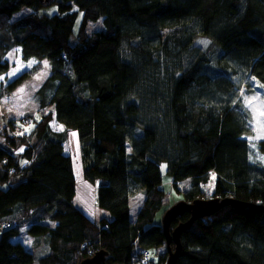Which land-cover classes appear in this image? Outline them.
I'll return each instance as SVG.
<instances>
[{
    "label": "trees",
    "instance_id": "1",
    "mask_svg": "<svg viewBox=\"0 0 264 264\" xmlns=\"http://www.w3.org/2000/svg\"><path fill=\"white\" fill-rule=\"evenodd\" d=\"M22 7L29 11L14 17ZM99 19L102 27L87 32ZM44 59L49 73L34 97L51 110L26 133L12 119L0 129V220L17 221L0 235V264L36 259L11 239L22 214H31L26 231L47 245L38 264H80L98 249L107 263L133 264L136 243L165 245L154 223L168 196L162 162L187 201L228 196L264 205V168L243 137L252 116L240 95L250 77L264 86V0H0V100ZM53 116L63 130L52 128ZM69 129L110 219L93 221L73 203ZM257 145L264 151V140ZM130 194L143 198L135 219ZM180 243L175 264H264V210L225 205L184 228Z\"/></svg>",
    "mask_w": 264,
    "mask_h": 264
},
{
    "label": "rangeland",
    "instance_id": "2",
    "mask_svg": "<svg viewBox=\"0 0 264 264\" xmlns=\"http://www.w3.org/2000/svg\"><path fill=\"white\" fill-rule=\"evenodd\" d=\"M53 10H48L51 12ZM29 11V8L22 7L18 12L14 14V17H19ZM81 14L78 15L73 32L75 33L79 27ZM102 27L101 20L88 23L87 32L94 31ZM74 33L71 36L70 40L74 41ZM205 41L199 40V45L203 46ZM14 50H11L7 53V59L13 61ZM49 73V62L44 59L42 66L35 73L27 76L21 83H19L7 96H4L0 100V129L6 126L9 120H14L16 126L18 127V132L26 133L33 121L41 115L43 111L51 110V107L39 108V104L36 102L34 93L46 76ZM240 95L245 106L250 110L252 119L250 121V132L243 134V137L247 139L251 149V160L255 163H258L260 167L264 168V151L259 148L257 142L259 140H264V86L259 84L253 77H250L246 87L242 86L240 88ZM29 121V124L26 122ZM52 128L56 129L59 127V124L54 119V116L51 120ZM18 150L22 151L23 146H16ZM65 150L69 151L72 158L73 172L76 180L75 184V193L73 197L74 205L85 212L90 219L93 221L99 222L100 219L111 217L110 212L100 207L96 201V192L97 185L83 176V159L81 156L79 138L77 130L69 129L67 140L65 142ZM166 163H160V173L162 175L161 187L165 189L167 193V198H165V204L160 213L165 210L169 205L176 202L179 199H184L183 194L176 193L171 186L170 177L166 174ZM167 176V177H166ZM180 187H183L185 183H180ZM5 184L3 185V187ZM137 197H140V194L132 195L130 194V205L129 207L133 210L135 206V201ZM31 214L29 217L22 214L23 219L20 230L17 234V238L21 239L24 243V247L30 245L33 249V253L36 256L33 264L37 263V257L40 252V246L37 241L40 238H34L32 235L26 232V223L31 220ZM107 217H103V216ZM132 215V214H131ZM159 216V215H158ZM162 216V215H161ZM161 223V221H160ZM15 239V240H18ZM166 250V246L162 245L160 248L156 249V255L152 256V263L158 261V257L161 253ZM167 254V252H166ZM167 257V255H166ZM151 263V262H150ZM158 263V262H157Z\"/></svg>",
    "mask_w": 264,
    "mask_h": 264
},
{
    "label": "water",
    "instance_id": "3",
    "mask_svg": "<svg viewBox=\"0 0 264 264\" xmlns=\"http://www.w3.org/2000/svg\"><path fill=\"white\" fill-rule=\"evenodd\" d=\"M43 4H47L52 0H39ZM234 204L237 206H248L252 210H264V205L254 202H245L234 199L232 197H198L191 201L186 199H179L169 205L162 213L161 226L165 235V246L167 257L164 264H175L179 251L181 249L180 234L182 230L191 225L197 218L210 216L225 205ZM187 212L189 214L185 221H179L174 227L171 228V222L179 215ZM171 242L174 247H171ZM106 251L98 249L94 252L93 256L83 258L80 264H119L105 262Z\"/></svg>",
    "mask_w": 264,
    "mask_h": 264
},
{
    "label": "crops",
    "instance_id": "4",
    "mask_svg": "<svg viewBox=\"0 0 264 264\" xmlns=\"http://www.w3.org/2000/svg\"><path fill=\"white\" fill-rule=\"evenodd\" d=\"M58 123V122H57ZM59 124V127L58 128H56V130H63V125L62 124H60V123H58ZM54 129V128H53ZM66 142V141H65ZM65 142H64V146H63V148H64V152L65 153H68V154H70V152L69 151H67V150H65ZM167 177V176H166ZM75 184H76V180H75ZM161 186V185H160ZM133 195V194H132ZM134 195H137V194H134ZM142 196L140 195V197H137V199H136V201H135V206H134V208H133V210L129 207V213H130V218L131 219H135V217H136V214H137V212H138V210H139V208H140V206H141V203H142ZM129 205H130V199H129ZM163 207H164V205H162L161 206V208L156 212V215H155V217H154V223H158V224H161L160 223V221H161V215H162V212L160 213V211L163 209ZM85 213V212H84ZM86 214V213H85ZM132 214V215H131ZM87 215V214H86ZM159 215V216H158ZM88 216V215H87ZM103 217H107L106 215L105 216H103ZM111 217H108V218H106V219H110ZM26 228H27V224H26ZM27 232V231H26ZM28 233V232H27ZM29 234V233H28ZM31 235V234H30ZM33 237V239L34 238H38V237H34V236H32ZM40 238V240L39 241H37L38 242V244H39V246H40V252H39V255L38 256H41V255H43V254H45L46 252H47V245H46V242H45V239L43 238V237H39ZM11 239L12 240H15V239H18L17 238V235H15V236H12L11 237ZM19 241H21L22 243H24L21 239H18ZM28 250H30L31 252H33V249H32V247L30 246V245H28L27 247H26Z\"/></svg>",
    "mask_w": 264,
    "mask_h": 264
},
{
    "label": "built area",
    "instance_id": "5",
    "mask_svg": "<svg viewBox=\"0 0 264 264\" xmlns=\"http://www.w3.org/2000/svg\"><path fill=\"white\" fill-rule=\"evenodd\" d=\"M26 124H29V121L26 122ZM17 225V221L15 219H3L0 220V234L2 233V231L8 227H13ZM150 257V255H148V253L145 251L142 256H139L137 258V261L135 262V264H147L148 258Z\"/></svg>",
    "mask_w": 264,
    "mask_h": 264
},
{
    "label": "bare ground",
    "instance_id": "6",
    "mask_svg": "<svg viewBox=\"0 0 264 264\" xmlns=\"http://www.w3.org/2000/svg\"><path fill=\"white\" fill-rule=\"evenodd\" d=\"M205 198H206V197H205ZM208 198H210V197H208ZM134 247H135V252L139 251V255H136L137 258H138L139 256H142V254H143L145 251H146V252L148 253V255H150V256H151V255H152V256L156 255V254H155V253H156V248H154V247L139 249L137 243L135 244ZM93 254H94V253H88L87 255H85L84 258L91 257V256H93ZM164 262H165V261H164ZM164 262H163V264H164ZM133 264H135V262H134Z\"/></svg>",
    "mask_w": 264,
    "mask_h": 264
},
{
    "label": "clouds",
    "instance_id": "7",
    "mask_svg": "<svg viewBox=\"0 0 264 264\" xmlns=\"http://www.w3.org/2000/svg\"><path fill=\"white\" fill-rule=\"evenodd\" d=\"M1 235V234H0Z\"/></svg>",
    "mask_w": 264,
    "mask_h": 264
}]
</instances>
